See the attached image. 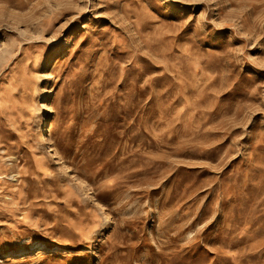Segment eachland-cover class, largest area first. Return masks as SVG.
<instances>
[{"label": "rangeland", "instance_id": "rangeland-1", "mask_svg": "<svg viewBox=\"0 0 264 264\" xmlns=\"http://www.w3.org/2000/svg\"><path fill=\"white\" fill-rule=\"evenodd\" d=\"M0 264H264V0H0Z\"/></svg>", "mask_w": 264, "mask_h": 264}, {"label": "bare ground", "instance_id": "bare-ground-1", "mask_svg": "<svg viewBox=\"0 0 264 264\" xmlns=\"http://www.w3.org/2000/svg\"><path fill=\"white\" fill-rule=\"evenodd\" d=\"M49 139L47 134L42 135V141H47Z\"/></svg>", "mask_w": 264, "mask_h": 264}]
</instances>
